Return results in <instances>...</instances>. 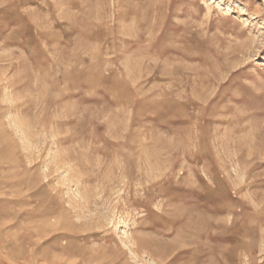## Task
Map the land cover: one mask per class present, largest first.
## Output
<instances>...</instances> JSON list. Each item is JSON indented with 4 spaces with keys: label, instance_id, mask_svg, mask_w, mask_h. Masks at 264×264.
I'll use <instances>...</instances> for the list:
<instances>
[{
    "label": "rangeland",
    "instance_id": "1",
    "mask_svg": "<svg viewBox=\"0 0 264 264\" xmlns=\"http://www.w3.org/2000/svg\"><path fill=\"white\" fill-rule=\"evenodd\" d=\"M0 264H264V0H0Z\"/></svg>",
    "mask_w": 264,
    "mask_h": 264
}]
</instances>
